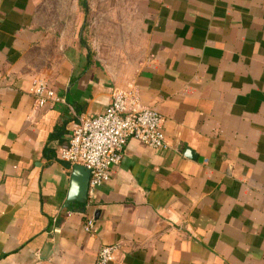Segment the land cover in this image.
I'll return each mask as SVG.
<instances>
[{"label": "crops", "instance_id": "1", "mask_svg": "<svg viewBox=\"0 0 264 264\" xmlns=\"http://www.w3.org/2000/svg\"><path fill=\"white\" fill-rule=\"evenodd\" d=\"M138 4L136 30L119 26L132 59L90 55L80 18L43 0H0V264H95L106 245L109 264H264V0ZM36 78L65 103L40 108ZM117 88L161 113L169 148L130 140L91 204L68 207L60 151Z\"/></svg>", "mask_w": 264, "mask_h": 264}, {"label": "built area", "instance_id": "2", "mask_svg": "<svg viewBox=\"0 0 264 264\" xmlns=\"http://www.w3.org/2000/svg\"><path fill=\"white\" fill-rule=\"evenodd\" d=\"M29 91L40 108L65 103L45 79H33ZM130 140L159 151L169 148L161 113L144 106L139 91L134 88H117L111 104L103 114L80 116L74 123L70 144L60 151V157L90 171L86 201L88 206L97 189L110 181L112 168L121 163L124 149ZM94 229V218L87 217L84 230L90 233ZM117 249L115 245L102 247L95 264L111 263Z\"/></svg>", "mask_w": 264, "mask_h": 264}, {"label": "rangeland", "instance_id": "3", "mask_svg": "<svg viewBox=\"0 0 264 264\" xmlns=\"http://www.w3.org/2000/svg\"><path fill=\"white\" fill-rule=\"evenodd\" d=\"M43 1L51 7L50 14L55 18H61L66 26L67 23H72L80 18V24L83 22L84 44L90 55H99L101 58L103 56L119 58L121 54L126 52L130 58H136V46L133 42L130 43L132 39L135 40L134 31L128 30L132 33L127 32L130 44L126 46L124 41H120L119 37L124 36V32L119 29V26L121 23L123 26V21L127 18V26H132L133 30H136L138 18L142 15V9L138 8V3L141 0H87L90 9L88 17L85 16L81 4L78 7L79 0ZM107 28L115 29V31L105 38L104 35L108 36L107 33L104 34L107 32Z\"/></svg>", "mask_w": 264, "mask_h": 264}, {"label": "water", "instance_id": "4", "mask_svg": "<svg viewBox=\"0 0 264 264\" xmlns=\"http://www.w3.org/2000/svg\"><path fill=\"white\" fill-rule=\"evenodd\" d=\"M90 171L84 166L75 165L73 168V175L71 181V188L69 191L66 206H70L72 203H80L84 205L88 199V188L90 182ZM85 212V207L81 209Z\"/></svg>", "mask_w": 264, "mask_h": 264}, {"label": "trees", "instance_id": "5", "mask_svg": "<svg viewBox=\"0 0 264 264\" xmlns=\"http://www.w3.org/2000/svg\"><path fill=\"white\" fill-rule=\"evenodd\" d=\"M81 5L84 7V9L87 11V0H82Z\"/></svg>", "mask_w": 264, "mask_h": 264}]
</instances>
